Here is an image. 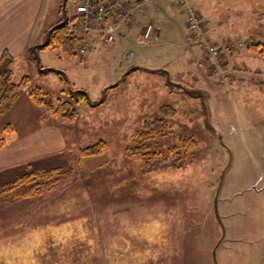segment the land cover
<instances>
[{"label":"rangeland","instance_id":"rangeland-1","mask_svg":"<svg viewBox=\"0 0 264 264\" xmlns=\"http://www.w3.org/2000/svg\"><path fill=\"white\" fill-rule=\"evenodd\" d=\"M186 1L202 22L198 44L218 46L216 57L187 44L176 0L150 7L147 40L132 26L126 40L98 41L83 55L42 51L38 65L65 72L92 103H77L76 120L64 121L76 134L66 160H39L70 169L61 186L15 201L0 195V264H264V56L249 47L264 42V0ZM66 12L74 14L72 0ZM206 60L212 65L202 67ZM39 71L32 58L29 67L16 62L13 81L28 74L55 100L66 83ZM163 104L176 111L171 133L157 139L159 161L125 156L134 131ZM186 136L197 146L178 167ZM99 139L106 151L77 163L76 150ZM174 146L180 154L166 151Z\"/></svg>","mask_w":264,"mask_h":264},{"label":"trees","instance_id":"trees-1","mask_svg":"<svg viewBox=\"0 0 264 264\" xmlns=\"http://www.w3.org/2000/svg\"><path fill=\"white\" fill-rule=\"evenodd\" d=\"M68 1L69 0H61L59 9V13L61 14L60 18L47 28L45 32L46 41L41 44L31 45L27 49V52L31 53L30 57L32 58V61L36 63L40 69V75L45 74L46 72H56L60 75V79L66 83L64 84V87L61 88L59 94H57L55 100L53 94L50 91L42 89L38 85L29 84L31 78L27 74L22 75L18 82H14V58L8 50H3L1 53L0 149L9 144V141L15 132V129L10 122L3 121V116L11 109L14 102L21 95V89L26 88L25 92L35 104V106L43 108L46 112L52 115V117L61 122L67 121L72 123L76 120L77 109L75 105L77 103L81 101L92 103L89 94L84 89L76 88L70 84L65 72L55 68L44 66L40 67L38 65V51L42 49H59L67 57H74L86 53L89 45L83 54H80L78 51V42L81 36L77 32L75 15H72V17H68L67 15L66 4ZM72 1L75 9L76 0ZM129 33L127 35H129ZM249 43L251 50L261 56H264V42L250 40ZM136 68H138V66L132 67L130 70H128V72H131ZM103 99L101 101L95 102L92 106L95 107V105L97 106L103 103ZM175 111L176 110L173 105L163 104L159 106L157 116L149 120H143L141 127L135 130L132 134L133 145L124 148L125 156L131 157L138 154L144 159H147L150 163L159 161L161 154L158 152V149H156L158 147L157 139L171 133L169 130V120L175 116ZM181 140L182 143H180L179 148L184 154H180L178 151V146L169 147L166 150L170 154H180L179 158L177 159L181 164H177L178 167L179 165L186 163L185 161L189 157V154L193 155L197 146L196 140L192 137L186 136L181 138ZM106 149L107 142L103 139H99L91 144L82 146L77 149L76 155H78V158H76V162L79 163L77 160L82 158L99 156L103 154ZM68 153L70 154V150ZM65 157L66 155L64 153L62 161L66 160ZM22 169H24L22 172L19 170L8 181H0V195L11 194L12 201L36 196H44L58 189L61 186V179L63 178L64 174H68V172H70V169L67 171V169L60 167L35 168L32 167V163L25 164Z\"/></svg>","mask_w":264,"mask_h":264},{"label":"crops","instance_id":"crops-1","mask_svg":"<svg viewBox=\"0 0 264 264\" xmlns=\"http://www.w3.org/2000/svg\"><path fill=\"white\" fill-rule=\"evenodd\" d=\"M59 2L61 5V0H0V56L3 50H8L14 58V65L18 62L23 68L24 65L29 67L31 53H28L27 49L31 45L41 44L46 41L45 32L47 28L54 24L61 15L59 13ZM159 2L158 0H153L147 4L145 12L138 15L136 20L131 24V28L132 26L139 28L138 34L140 39H143V32L148 23H151L154 28L153 23L149 22L146 17L149 14L151 6L157 11L161 10ZM109 23L114 24L112 21ZM125 29L122 25L118 26V32L123 36L117 35L114 42L109 44L104 41L101 34H97L96 32L90 33L88 35L90 44L86 52L93 45L97 49L99 47L98 41H101L105 45H112L117 40L119 42L126 40L132 32L130 31L129 35L126 36ZM159 32L160 30L158 29L157 35ZM196 42L197 40L191 42L193 48L200 47ZM43 50L38 51V61L41 58ZM110 51L113 52L112 48H110ZM129 53L122 52L120 59L131 62L132 53L129 59L126 56ZM114 60L117 61V59ZM116 64L118 67H122L121 61H117ZM20 105L24 106L26 111L15 112ZM3 119V121L10 122L13 125L15 132L9 144L0 149V181L2 182H6L12 178L27 163H32V167L35 168H46V166L41 167L39 165V160L50 156L63 158L65 151L70 148L69 143L71 139H76V134H73V131L68 129L70 125L56 120L54 117L49 116L43 108L35 106L25 91L17 98L11 109L3 116ZM61 125L64 127V130ZM75 128L77 130L78 127L76 126ZM79 140H81L79 144L80 142L82 143L83 135ZM85 141L86 139H84ZM93 142L95 141H89L86 144L88 145ZM74 154L78 158L77 153ZM47 160L45 159V162ZM153 245L156 244L153 243Z\"/></svg>","mask_w":264,"mask_h":264},{"label":"built area","instance_id":"built-area-1","mask_svg":"<svg viewBox=\"0 0 264 264\" xmlns=\"http://www.w3.org/2000/svg\"><path fill=\"white\" fill-rule=\"evenodd\" d=\"M153 0H76L75 19L77 32L81 36L78 42V51L83 54L89 45L88 34L96 32L101 34L107 43L113 42L119 34L118 26L126 29L125 34L130 31L131 24L138 15L145 11L147 4ZM185 7L186 24L189 30L187 40H192L197 35H202L197 13L191 8L186 0H176ZM112 21L114 24H110ZM151 31V24H147L143 32V39H147ZM207 54L214 58L219 52L215 44H205ZM206 54V55H207ZM129 59L131 53L126 55ZM209 57V58H210ZM208 58V56H207ZM203 67V62L200 63ZM212 65V61H211Z\"/></svg>","mask_w":264,"mask_h":264}]
</instances>
